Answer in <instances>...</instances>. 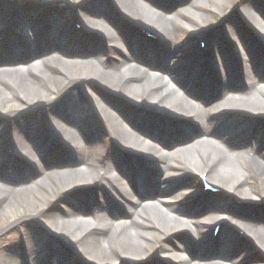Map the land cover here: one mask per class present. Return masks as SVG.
Masks as SVG:
<instances>
[{
  "label": "bare ground",
  "instance_id": "6f19581e",
  "mask_svg": "<svg viewBox=\"0 0 264 264\" xmlns=\"http://www.w3.org/2000/svg\"><path fill=\"white\" fill-rule=\"evenodd\" d=\"M16 1L0 0V28L7 24V28L21 25L22 29V35L1 48V57L7 62L0 68V139L5 148L13 150L12 159L33 167L41 177L34 182L37 189L10 187L6 172L15 166L8 164V159L0 163V264H63L60 257H66L65 240L83 264H162V258L170 264H234L241 253L256 247L264 264V103L258 99L264 97V54L262 48L247 45L246 33L238 29L248 23L252 35L264 43V23L252 13V0H241L239 13L233 10V17L201 31L198 27L203 20L189 19L192 27L176 20V15H185L177 9L179 0L97 2L77 15L87 30L99 33L102 42L85 74L75 64L59 62L67 35L58 15L48 9L36 18L34 6L26 13ZM205 1L221 8L226 0ZM105 6L119 21L128 19L147 31L149 43L125 27L116 30L117 35L111 32L105 26L112 25ZM5 30L0 29V38ZM185 30L192 33L193 44L195 36L204 38L205 52L190 44L178 45ZM154 38L159 39L158 44ZM189 50L193 56L179 86L136 65L141 54L149 60L148 67L160 57L173 73L172 61L180 51L189 55ZM228 51L237 54L236 60ZM39 61L47 68L51 62L60 63L57 76H50L45 69L33 72ZM198 70L204 75L197 85ZM6 90L16 97L7 96ZM38 100L49 109L27 114V108ZM85 108L90 116H84ZM160 115L172 119H159ZM22 118L29 124L24 126ZM241 121L246 125L241 126ZM16 123L21 130L18 135ZM37 124H43V131L50 126L49 132L59 137L57 144L43 139L45 131L38 138L33 136L29 127ZM183 125L190 133L179 130ZM233 126L245 128V132L231 141L230 134L238 129L224 131ZM181 140L189 144L177 148ZM241 141L246 142L242 147ZM68 149L76 165L67 173L68 179L47 172L46 166L39 167L46 160L57 167ZM188 149L195 150L200 164L189 157L185 164L181 162V154ZM35 157L39 165H35ZM130 160L137 161L141 180L137 175L130 177ZM170 172L179 173L182 190L166 199L173 181ZM196 173L212 178V187L221 194L187 190ZM151 176L160 179L148 187L146 181ZM47 179L53 182L45 183ZM74 186L79 190L71 208L44 213L48 199ZM24 190L29 191V197ZM109 192L123 201L122 218H118ZM148 192L154 195L152 204L143 201ZM217 195L236 198L250 210L236 212L235 206L213 197ZM185 196L189 210L178 204ZM18 214L38 222L42 229L21 222ZM215 227L219 229L216 237ZM14 228L21 230L17 242L4 233ZM236 230L243 231L245 238L234 239ZM179 231L191 240L184 250L186 258L174 253L181 240ZM165 236H169L166 241ZM232 239L235 247H231ZM225 251L233 256L228 261Z\"/></svg>",
  "mask_w": 264,
  "mask_h": 264
},
{
  "label": "rangeland",
  "instance_id": "374dc122",
  "mask_svg": "<svg viewBox=\"0 0 264 264\" xmlns=\"http://www.w3.org/2000/svg\"><path fill=\"white\" fill-rule=\"evenodd\" d=\"M102 4L103 0H17L16 4L21 6L22 8L25 9L26 13H30L31 11V7L34 6L35 9V16L36 18H39V16L45 14L47 12V10H51L52 12H54L55 14L58 15V22L61 23L62 25H64L65 27V31H66V35H67V43L62 47V56H61V61H59L60 63H63L64 61H67V63L69 64H75L77 68L80 69L81 73L85 74L87 73V63L91 62L92 60L95 59V48L96 46L102 45L101 39H99V33L97 32H90L89 30H87V26L83 24V22L81 20L78 19L77 15L78 13L82 10H87V9H91L93 8V6L97 5L98 3ZM241 0H226L225 1V5L222 6L221 8L215 4L213 1H205V0H179L177 9L178 10H182L184 12V16H180V15H176L175 18L177 21L182 22L183 24H185L187 27H192L191 26V22L189 19H196V20H203L204 24L200 25V27H198L200 29V31L202 29H213L215 28L217 25H219V23L222 22L223 19H225L226 17H228L229 15L231 17L234 16V13H239L240 11V4ZM47 4V7H43L42 5ZM252 13L264 23V0H252ZM92 6V7H91ZM109 6H105L104 9H106V11L108 12L109 17L112 20V25H109L107 23H105V26H107L111 32H113L115 35H117V31H121L123 30V27H125L129 32H134L135 35L137 34L140 39L142 40L143 43H149L144 34H142L141 32L144 30L141 27H135V25H133L128 19H124L122 22L119 21L117 19V17H113V13L109 10L108 8ZM232 8V9H231ZM236 12H232V11ZM232 12V13H231ZM99 22V21H98ZM101 23V22H100ZM103 24V23H102ZM100 25V24H98ZM193 25V24H192ZM1 30L3 29H7L3 32V34L1 35L0 38V68L4 67V63H6L5 59H7L6 57H4L5 59H3L1 57L2 54V50L1 48L4 47L8 42H11L13 40V38L15 36H19L22 35L21 32V25L20 26H13V27H9L7 28V24H2V27L0 28ZM238 29L240 32L242 33H246L244 38L248 39L247 45L251 44L253 47H259L263 49V54H264V43L263 41H261L260 39H257V37L252 35V29L250 27V25L248 23H242L241 25H238ZM134 30V31H133ZM147 32V31H145ZM148 35V34H147ZM101 38V37H100ZM193 39L192 37V33H190L188 30L184 31V36L181 38L180 42L178 43V45H181V47H185L187 45H191L192 47L196 48V49H200L202 52H205V49L202 50L200 46V44H198V41L200 40V43H204L205 45V40L204 38H200L195 36L194 37V43L191 42ZM140 40V41H141ZM77 42L76 45H73V42ZM147 41V42H145ZM152 43V42H150ZM154 43L158 44L159 43V39L157 41V38L154 39ZM108 43L104 42V45L106 46V48L108 47L107 45ZM153 44V43H152ZM101 47V46H100ZM164 50V49H163ZM193 51V50H192ZM189 55H184L181 54V51L179 52V54L177 55V58H175L172 63L170 64V66L175 69L173 71V73H169V71L167 70V64H164V61L162 58H157L155 59L153 62H151V67H148L149 63H148V59L141 54L138 57V60L136 61V65L139 67H142L146 70H148V72L150 74H153L156 77H162L166 82H169L170 84L172 82H176V84L181 85L180 83V78H183V74H185L188 71V67L187 63L189 61V59L193 56L192 52L189 50L188 51ZM229 52V51H228ZM165 54V53H163ZM48 55V53H45L44 57ZM3 56V55H2ZM229 56L230 58H232L233 60H236L237 58V54L233 53L232 51L229 52ZM163 57V55H162ZM44 59H48V57L44 58ZM50 59V58H49ZM51 60H49L50 62ZM60 63H56L55 62H51L50 65L52 64V68H47L46 65H43L42 62H37L34 67L33 72L36 73V71L38 70H47V74L49 73L50 76H57V69L60 66ZM10 65H13L14 63H12L11 61H9ZM24 64H29L27 62H25ZM200 76L196 77L195 79V84L197 83L200 84L202 82L203 79V75L204 72L198 70L197 71ZM196 72V74H197ZM11 78H14V76L12 75ZM264 83V81H263ZM172 85V84H171ZM196 89H193V91ZM7 93L6 95L9 97H11L12 99H14L16 96L12 93H8V90H6ZM87 91H90V89H88ZM259 101L264 103V97L263 96H259ZM17 104L21 105L23 108H26L24 104H20L16 99L14 100ZM40 100L37 101L38 104H33V106H31V108H27V114L32 113L35 110H39L40 108H43L45 110L49 109V106L40 105ZM250 110L252 112L255 111L254 108H250ZM95 111V109H94ZM257 111H261V110H257ZM90 110L88 108H85V111H83L84 116H90ZM242 117V116H241ZM159 119H172V116L170 115H160V117H158ZM24 121V126H26L29 123H26L25 119H21ZM183 120V119H182ZM62 122V121H60ZM20 123V122H18ZM241 126H245L246 123L245 121H241ZM17 127V123L15 124ZM19 125H22L19 124ZM217 127V124H216ZM30 129L33 130V136H35L36 138L40 137V135L42 134V132H44L42 129H45V127L43 128V124H37L36 126L33 125L31 127H29ZM47 131H45L43 139L44 140H51L52 142H54L53 144L55 145V143L57 144V142L59 141V137H56V135L51 134L50 129L51 127L48 126L47 127ZM241 128V127H240ZM238 126H233L230 127L228 129V131H224L225 133H232L233 131L236 130L235 134H230L231 137V141H234V139H236L237 137H239L240 134H242L243 132H245V128H241L240 129ZM226 129V128H225ZM179 130L182 133H190V129L183 125V127H180ZM21 130L17 127L15 129V133L18 135L20 134ZM175 139V138H174ZM179 145L177 146V148H181L187 144H189V142H184V141H178ZM245 141H241L240 143V147L245 145ZM146 144H147V140H146ZM0 145L2 147V153L0 155V163H3L4 161H6V159H8L7 163L10 165H14L15 167L11 166L7 169V185H9L10 187H34L35 189H37V187L35 186L34 182L36 180H38L41 175L36 173L35 169L33 167H24L23 164H21L22 162L20 160H14L12 159L13 156V150H11L10 148H5V145L2 141V139H0ZM7 149V150H6ZM165 149V148H163ZM167 151V150H165ZM70 150L68 149L67 154L65 156H63V158L60 160H58V165L57 167H52V161L50 160H46L44 162V165L41 164L39 165V158H34L33 161L35 163V165H39V167L42 168V166H46V171L47 172H55L56 174H58L59 176L61 175V177L56 176L54 178H67V173L74 169L76 167L75 163H73L71 161L72 159V154H70ZM15 154V153H14ZM181 158L184 157V160L181 161L183 164H185L186 160L189 158L194 159L195 161H197V163H199V159L196 156V152L194 149H188V151L186 153L181 154ZM71 158V159H70ZM180 162V163H181ZM181 163V164H182ZM200 164V163H199ZM130 168H127V170H129L128 172H130V177L133 179L136 175L138 180H141L140 177L138 176L139 174V170H138V166H137V161L135 160H130L129 165ZM199 169V168H198ZM236 169L244 174V170L241 168L240 165H236ZM172 177H173V181L171 182V186L170 189L168 190L167 195L164 197L166 199L171 198L172 196H175L179 194L180 190V184H181V180L179 177V173L178 172H170ZM53 174V173H52ZM206 178L208 179V181H210L211 183H214L215 181L210 178L209 176L206 175ZM158 179H160L159 177H155V176H151L148 177V180L146 181L148 187L149 185H152L153 183L157 182ZM48 182H53V179H47L45 181V183ZM179 185V186H178ZM127 190H129V185H125ZM69 189V188H68ZM79 188L77 186L71 187L69 190H67L66 192L63 193H57L55 194L53 199H48L47 202L45 204H43V211L45 214H52V213H59V209H69L71 208V204L74 203L78 192ZM187 190L189 191H193L195 193H199L200 192V186H199V181H198V173L195 174V176L190 180L189 182V186L187 187ZM25 191V190H24ZM24 195H26V197H29V191H25L23 192ZM110 193V192H109ZM28 194V195H27ZM112 194V193H110ZM145 194V193H144ZM149 195L147 196H143V201L145 203H149L152 204L153 203V196L150 192H148ZM225 196V195H224ZM252 196V195H250ZM215 199H220L221 201L227 202L233 206L236 207V212L239 213H243L245 211L250 210L247 208L246 209V205L244 202L242 201H238L236 200V198H229V197H222L221 195H217V196H213ZM112 198L114 199V206H115V210L117 212V214L119 215L118 218H122L121 215V210L124 207V203L123 201H121V199L117 196H114L112 194ZM186 196L185 197H180L178 199V204L180 205V208L183 210H189L191 208V206L188 205V202L186 201ZM252 198H255L254 196H252ZM254 206V205H252ZM258 207V204L257 206ZM259 209V208H258ZM0 212H1V204H0ZM24 216V214H18L17 218L22 219ZM21 222L23 221H27V220H20ZM28 225L30 226H35L36 229L40 230L42 229L41 225L36 222V221H27ZM211 229H209V233L211 232ZM4 233L9 235V238L12 242H17L19 240V238L21 237V230L19 228H14V229H9L7 231H5ZM235 238L239 237V238H245L243 237V231H235ZM179 237L181 238V240H179L178 242V250H176L174 253L175 255H177L178 257H183L186 258L187 255L184 253L185 249H188V245H189V241L191 243V240L189 239L190 237L186 236L184 231H179L178 232ZM162 236V235H161ZM169 236H165L164 240H168ZM163 239V237H162ZM220 239H223V237H221ZM234 239H232L230 241L231 247H235V243L233 242ZM67 242L66 240L64 241V252L66 257L62 258L60 257V259H65V260H61V262H63V264H83L79 258L74 254V250L73 248H69L67 246V244L65 243ZM49 249V248H48ZM233 249V248H232ZM231 250V248H230ZM47 252V250H46ZM158 254H154V256H157ZM240 259L237 260L236 262H234V264H263V254H261L259 252V248H254L253 250L246 252V253H241L240 255ZM231 253L228 251H225V256L224 258L228 261L230 260ZM238 256H236L237 258ZM207 258H211L209 260L213 261L215 259H213L212 257L207 256ZM252 260V261H249ZM162 264H170V261L166 260L165 258H162Z\"/></svg>",
  "mask_w": 264,
  "mask_h": 264
}]
</instances>
